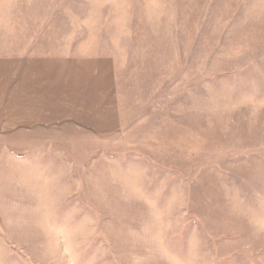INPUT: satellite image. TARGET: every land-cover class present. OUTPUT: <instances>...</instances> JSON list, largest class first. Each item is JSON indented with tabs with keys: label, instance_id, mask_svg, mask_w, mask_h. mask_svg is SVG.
Listing matches in <instances>:
<instances>
[{
	"label": "rangeland",
	"instance_id": "1",
	"mask_svg": "<svg viewBox=\"0 0 264 264\" xmlns=\"http://www.w3.org/2000/svg\"><path fill=\"white\" fill-rule=\"evenodd\" d=\"M41 24L134 120L0 131V264H264V0H0L2 43Z\"/></svg>",
	"mask_w": 264,
	"mask_h": 264
},
{
	"label": "crops",
	"instance_id": "2",
	"mask_svg": "<svg viewBox=\"0 0 264 264\" xmlns=\"http://www.w3.org/2000/svg\"><path fill=\"white\" fill-rule=\"evenodd\" d=\"M48 31L41 24L9 34L6 43L0 38V131L10 132L8 144L47 145L50 127L94 136L127 127L132 96L120 84L114 57L50 51ZM26 130L45 134L15 135Z\"/></svg>",
	"mask_w": 264,
	"mask_h": 264
}]
</instances>
